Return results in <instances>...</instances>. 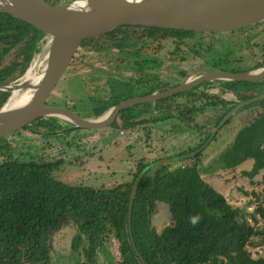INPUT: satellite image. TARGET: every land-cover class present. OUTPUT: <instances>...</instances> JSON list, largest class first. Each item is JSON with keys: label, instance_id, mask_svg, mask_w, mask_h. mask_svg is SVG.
<instances>
[{"label": "trees", "instance_id": "trees-1", "mask_svg": "<svg viewBox=\"0 0 264 264\" xmlns=\"http://www.w3.org/2000/svg\"><path fill=\"white\" fill-rule=\"evenodd\" d=\"M48 1L60 4L58 0ZM212 35L215 34L158 29L141 36L144 42L173 39L176 44L185 46L193 42L192 46L200 53L204 47L197 41ZM46 37L32 25L0 13V84L19 81L37 59L45 57L46 52L42 50ZM123 41L126 40L97 38L84 41L81 47L94 44L96 51H108L113 46L121 50L125 44ZM214 85L220 88L219 93L211 95L209 91ZM203 87L163 99L154 111L150 104H144L124 112L126 123L122 127L125 129L141 123L129 124L127 116L132 117L131 112L136 116L150 112L155 117L154 122L178 117L199 134L207 135L203 143L179 156L152 163L140 161L131 181L110 189L64 183L55 176L63 160L15 159L10 154V144H1L4 141H0V152L7 156L0 164V264H52L55 236L72 227L77 229L73 247L78 248L87 242L86 261L82 264H97L100 248L111 239L119 248L120 259L115 264H264V256L254 257L250 251L255 239L264 243V227L259 225H264V205L259 204L250 213L231 205L202 178L199 166L203 153L171 162V159L202 148L212 136L210 130H215L238 103L264 95V84L218 81L206 83ZM228 93L237 95L239 101L224 98ZM10 94V91H0V108ZM202 98L223 104V108L213 107L217 109L216 116L219 115L213 128L195 121L196 116L207 110L206 107L188 105ZM178 99L183 101L178 102ZM233 102L234 105L228 107ZM251 106H259L262 112L240 128L222 156L224 165L225 158L232 162L252 160V168L243 172L249 180L264 171V100L247 107ZM58 121L57 118H40L17 133L51 137L59 131L69 134L80 130L71 124L67 128L60 127ZM230 121L231 118L218 133ZM185 161L195 162L166 169L173 163ZM150 165L154 166L141 178L135 192L130 231L133 186ZM159 203L169 207L171 221L161 233L153 225Z\"/></svg>", "mask_w": 264, "mask_h": 264}, {"label": "rangeland", "instance_id": "rangeland-1", "mask_svg": "<svg viewBox=\"0 0 264 264\" xmlns=\"http://www.w3.org/2000/svg\"><path fill=\"white\" fill-rule=\"evenodd\" d=\"M69 1L71 0H58L60 4ZM45 40L42 51L47 54L50 38L46 37ZM237 40L233 37L234 42ZM143 42L144 38L138 39V37L123 41L125 44L121 50L113 46L108 51H96L92 46L94 44L80 47L65 77L49 98L48 104L76 106L79 114L92 118L95 110L96 113H104L112 107L114 103L112 96L117 98L119 92H125L124 96L138 98L146 95L154 87L174 86L181 83L184 76L201 65L203 60L220 58L226 52L222 45L217 43L214 49H208L204 58H199L195 57L196 55L185 45L176 44L173 39L150 42L145 46H142ZM152 56L159 65L153 69L159 85L143 87L142 85L146 83L143 82V75L148 66H144L143 69L137 68L136 62ZM240 56L244 55L235 54L236 58ZM129 83H133L134 86H128ZM209 92L215 95L219 90L210 89ZM25 93L26 91H21L19 96ZM256 93L258 94L257 91ZM224 98L234 101L236 98L239 99L237 95L235 98L231 93L224 95ZM204 99L191 103L207 108L204 113L195 117V121L206 123L207 127L213 128L219 115L216 116L217 109L208 105L214 103ZM182 101L178 99V102ZM101 107H103L101 110L98 109ZM102 110L104 111L101 112ZM261 112V108L251 106L232 116L230 123L219 133L217 132V138L212 140L203 152L199 166L204 181L221 193L231 205L249 213L255 211L259 204L264 205V171L255 179L249 180L243 176V172L252 168V160L232 162L225 158L224 165L222 156L240 128ZM153 118L151 114L139 117L136 121L142 120L144 123L126 129L122 127L126 123L124 118L116 122L114 127L100 130L80 129L69 134L66 131H59L57 135L51 137L23 132L15 133L0 141H4L1 144H10V154L15 159L46 162L63 160L61 169L55 173V176L64 183L110 189L131 181L132 174L140 161L152 163L158 159H170L192 150L206 139L207 134H199L194 128L181 123L178 119L153 123L150 121ZM57 123L63 128L70 126L63 120ZM6 158L7 156L0 152V164ZM192 162L195 161L173 163L166 169L189 166ZM170 223L169 207L159 203L153 217L154 227L158 233H161ZM259 225L264 227L262 223ZM76 235L77 229L72 227L55 236L52 264H82L86 261L84 252L87 242L84 241L81 246L74 248ZM254 243L255 245L250 247L253 256H264V243L259 239H255ZM119 259L118 243L111 239L100 248L97 264H115Z\"/></svg>", "mask_w": 264, "mask_h": 264}, {"label": "water", "instance_id": "water-1", "mask_svg": "<svg viewBox=\"0 0 264 264\" xmlns=\"http://www.w3.org/2000/svg\"><path fill=\"white\" fill-rule=\"evenodd\" d=\"M0 13L28 23L50 38L46 64L40 71L33 73L29 69L19 81L0 84V91L11 92L0 108V140L20 132L40 118H57L79 129L100 130L113 126L125 109L143 103L156 106L162 99L205 82H258L264 78V68L241 73L204 68L194 73H202L201 76L194 79L190 76L175 88L124 101L98 119H86L69 108L48 105L49 98L65 77L84 41L97 38L129 40L158 29L197 33L240 31L264 21V0H72L64 4L48 0H0ZM28 74L33 79L27 78ZM21 91H26L22 97L28 94L25 101L9 107L14 93ZM263 100L264 95L239 104L212 131L211 138L202 148L187 156L171 159V162L192 158L204 151L232 116ZM153 166L146 168L133 186L130 231L136 189L141 178Z\"/></svg>", "mask_w": 264, "mask_h": 264}, {"label": "flooded vegetation", "instance_id": "flooded-vegetation-1", "mask_svg": "<svg viewBox=\"0 0 264 264\" xmlns=\"http://www.w3.org/2000/svg\"><path fill=\"white\" fill-rule=\"evenodd\" d=\"M214 34L215 35H212V36H203L202 38H200L197 41L198 43H200L202 45V47H204V49L201 48V50H199V51H201L200 53H197L196 52L197 49L192 46L193 42L190 43V46H186V47L191 52H193L196 55L195 57L204 58L206 56L205 55L206 52H208L209 47L211 49H214V47H216V44L220 43L222 45V47L225 49V51H226L225 54H222L223 56H221L220 58H217V59H213L212 58V60H203L201 65H198L192 71H190L188 74H186L184 76V80L187 79L190 76H191L192 79L201 76L202 73H197V74H194V73L197 72L198 70H201V69H204V68L212 70V71H226V72H234V73L248 72V71L257 70V69H263L264 68V21L260 22L258 24L252 25V26H250V27H248L246 29L240 30V31H234V32H229V33H214ZM233 37H236L238 40L236 42H234L233 41ZM152 41L153 40L145 41V42L142 43V46H145L146 44H148V43H150ZM190 41L191 40H189V42ZM213 51H215V50H213ZM237 53H241L245 57L244 56H240L239 58L238 57L236 58L235 54H237ZM141 61H137L136 62L137 68H142L143 69L144 66H148L147 71H144V75H143V78H144L143 82H146V83L143 84L142 86L144 87V85H146V86H150L151 85V86L154 87L157 84L159 85V80L156 77V75H155L156 73L153 70L156 66H159V65H158V63H156V60L154 59V56H152V57H144ZM150 66H152V67H150ZM137 82L139 84H141L139 81H136V83ZM147 82H150V83H147ZM213 82H218V81H213ZM213 82L202 83L201 85H198V86L194 87L193 89L188 90V91H186L184 93H191V91H194L197 88L201 90V89L204 88L203 87L204 84L213 83ZM252 83L264 84V78L259 80L258 82H252ZM129 84L130 85H128V86H130V87L134 86L133 83H129ZM179 85H180V83L176 84L174 86H164L163 88H155L154 87L153 90L148 92L146 95L144 94L142 97L152 95L155 92H165V91H167L169 89H172V88H175V87H177ZM138 87H139V85H138ZM211 89H218L219 90L220 88L217 87L216 85H214ZM122 92L118 93L119 95H117V98H115V96H112L113 97L112 99L114 101L112 107H110L104 113H96V110H95V115L92 118L85 117V116H82L81 114H79L78 111H77V107L76 106L60 105V104H57V105L53 104V105L54 106H63V107L69 108L72 111H74L75 113H77L78 115H80L81 117L86 118V119H98V118L104 116L105 114H108L115 106L119 105L120 103L135 98L133 96H127V95L124 96L125 92H123V93ZM121 93H122V95H121ZM181 94H183V93H181ZM232 95H233V97H235L234 94H232ZM258 97H261V96H258ZM258 97L251 98L250 100L258 98ZM138 98H141V97H138ZM237 101H239V100L235 99V102H237ZM246 101H249V100H246ZM246 101L240 102V103H238V105L241 104V103H244ZM259 102H261V101H259ZM158 103H159V101L157 102V104ZM213 103L214 104L210 105V107H212V108L213 107L214 108H223V104L221 102L215 101ZM256 103L258 104V102H256ZM256 103H253V104H256ZM144 104H148V105L150 104L152 106V110L153 111L156 110V108H157V104H156V106H154L152 103H143V104L135 105L133 107H130L128 109L123 110L120 113V115L117 117V119L114 122V124L116 122H118L120 119L126 118L125 115H124V112L126 110H129V109H132V108L144 105ZM48 105H50V104H48ZM188 105H191V103L188 104ZM232 105H234V102L233 103H229L228 107H231ZM238 105H236L235 107H237ZM191 106H193V105H191ZM92 107H94V106H92ZM257 107L260 108L259 106H257ZM142 109H144V108H141V110ZM138 110L139 109H137V111ZM148 111H150V110H148ZM131 114H132V117L127 116V117H129V119H128L129 123H138V122L144 123L142 120H140V121L137 120L136 121V119L139 118V117H143L145 115L151 114V113L150 112L144 113V114H142L140 116H136V114L134 112H131ZM153 119H152L153 123H160V122L161 123H165V122H168L169 120H172V119H178L181 123H183L178 117L169 118V119H167L165 121H159V122H154ZM114 124L111 127H114ZM204 151H202L200 153H203Z\"/></svg>", "mask_w": 264, "mask_h": 264}, {"label": "bare ground", "instance_id": "bare-ground-1", "mask_svg": "<svg viewBox=\"0 0 264 264\" xmlns=\"http://www.w3.org/2000/svg\"><path fill=\"white\" fill-rule=\"evenodd\" d=\"M31 76H32L31 74H28L27 78L33 79V77H31ZM27 96H28V94H26L25 96L22 97V96H19V94H17V92L14 93V95H13V97L9 103V107L20 105L21 103H23L25 101Z\"/></svg>", "mask_w": 264, "mask_h": 264}, {"label": "built area", "instance_id": "built-area-1", "mask_svg": "<svg viewBox=\"0 0 264 264\" xmlns=\"http://www.w3.org/2000/svg\"><path fill=\"white\" fill-rule=\"evenodd\" d=\"M45 64H46V57L45 59L42 60L37 59L30 69L32 70L33 73H36L40 71L45 66Z\"/></svg>", "mask_w": 264, "mask_h": 264}]
</instances>
